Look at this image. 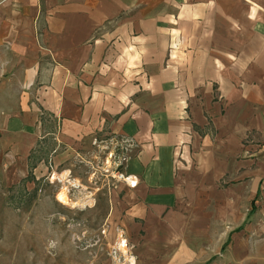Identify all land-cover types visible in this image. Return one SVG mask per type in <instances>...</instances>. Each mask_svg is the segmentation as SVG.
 <instances>
[{
    "label": "crops",
    "instance_id": "obj_1",
    "mask_svg": "<svg viewBox=\"0 0 264 264\" xmlns=\"http://www.w3.org/2000/svg\"><path fill=\"white\" fill-rule=\"evenodd\" d=\"M113 135L136 144V187L103 189L138 264H211L218 224L264 246V0H0V159L28 174L48 148L33 175L77 182Z\"/></svg>",
    "mask_w": 264,
    "mask_h": 264
},
{
    "label": "rangeland",
    "instance_id": "obj_2",
    "mask_svg": "<svg viewBox=\"0 0 264 264\" xmlns=\"http://www.w3.org/2000/svg\"><path fill=\"white\" fill-rule=\"evenodd\" d=\"M48 155V148L39 154L40 158L31 154L28 174L20 166L9 167L6 160L0 159V264H128L118 247L123 240L128 245L129 256H133L138 264L135 243L128 239L120 224L109 220L115 208L112 197L100 184L89 182L79 163L80 169L75 167L77 182H73L68 174L67 182L55 181L64 172L53 177L50 174L33 175L38 162L44 161L47 166ZM61 192L68 197L69 203L57 200ZM119 197L121 199L123 195ZM252 203L243 208L242 215L245 216L247 210L250 212L243 229L251 223V216L257 209L254 207L250 211L255 206ZM225 232L224 225L218 224L216 234L203 247L208 252L204 258H212L211 264H264L262 240L253 244L252 234L246 233L245 243L251 245L244 247V242H239L243 247L233 245L235 248L230 252L227 247L231 240L225 245ZM139 241L143 242V237ZM189 241L181 240L182 243ZM176 249L177 246L168 247L167 252L154 257L156 261L152 264H185L183 255L171 254ZM174 256L176 262H160Z\"/></svg>",
    "mask_w": 264,
    "mask_h": 264
},
{
    "label": "built area",
    "instance_id": "obj_3",
    "mask_svg": "<svg viewBox=\"0 0 264 264\" xmlns=\"http://www.w3.org/2000/svg\"><path fill=\"white\" fill-rule=\"evenodd\" d=\"M92 145L94 152L81 160L89 182L98 183L101 188L123 183L129 189H134L137 180L126 173L127 164L136 148L134 140L130 137L113 135L103 140L95 139ZM55 181L60 180L55 178Z\"/></svg>",
    "mask_w": 264,
    "mask_h": 264
},
{
    "label": "bare ground",
    "instance_id": "obj_4",
    "mask_svg": "<svg viewBox=\"0 0 264 264\" xmlns=\"http://www.w3.org/2000/svg\"><path fill=\"white\" fill-rule=\"evenodd\" d=\"M57 176V175H56ZM55 176V177H56ZM54 179V178H53ZM58 179L60 180V181H66L67 182V174H62L61 176H59L58 177ZM70 182V181H69ZM74 186V185H73ZM74 187H76V186H74ZM57 200L59 201V202H61V203H63V204H67V203H69V200H68V197L65 195V193L64 192H61V193H59L58 195H57ZM70 205H75V204H73V203H71ZM119 247V249H120V251H122V253L124 254V257H126V259H127V263L128 264H135V259H134V257L133 256H129V254H128V245H127V243H126V241H121L120 242V245L118 246Z\"/></svg>",
    "mask_w": 264,
    "mask_h": 264
}]
</instances>
